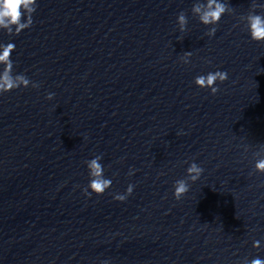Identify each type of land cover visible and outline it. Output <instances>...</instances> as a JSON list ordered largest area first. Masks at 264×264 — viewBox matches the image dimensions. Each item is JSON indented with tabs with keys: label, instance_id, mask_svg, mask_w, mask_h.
I'll list each match as a JSON object with an SVG mask.
<instances>
[{
	"label": "clouds",
	"instance_id": "9594fccd",
	"mask_svg": "<svg viewBox=\"0 0 264 264\" xmlns=\"http://www.w3.org/2000/svg\"><path fill=\"white\" fill-rule=\"evenodd\" d=\"M259 7L256 3L251 6V11L246 15V27L250 34V38L256 42H264V14H257L255 9ZM37 9V0H0V30H5L10 35H19L23 30L28 29L33 24L32 16ZM231 8L222 0H206V2H197L193 5L191 11L198 17L199 21L206 26L210 27L206 35L212 37L216 33V27L221 20L222 16L229 12ZM188 23L187 17L184 12L179 13L177 24L180 32L186 30ZM15 50L14 43L0 44V65L3 66L0 71V94L15 90L20 87L27 88L30 83L33 88H38L39 84L30 82V80L23 74H13V62L11 53ZM192 53L186 51L180 56V60L184 64L190 63ZM228 79L226 71H215L207 74H201L195 77L194 83L202 89H210L212 95L219 91L217 82L223 83ZM52 93H49L47 99L53 98ZM184 134L182 131L178 135ZM247 150V149H245ZM257 152L254 171L264 174V155ZM102 160L101 155H96L84 163L87 166L89 173V183L83 189L86 196H91L93 193L97 196L103 195L112 185V180L105 178L104 167L100 163ZM134 169H130L128 175L134 174ZM204 169L197 163L192 162L186 169V177L175 181L173 188V196L176 200H180L189 191V182L195 183L200 179ZM134 185L129 184L125 193L115 194L114 199L117 201H125L128 196L133 193ZM254 248L260 247L258 240L253 241ZM107 264V262H104ZM243 264H264V259L252 258L251 260L245 259Z\"/></svg>",
	"mask_w": 264,
	"mask_h": 264
}]
</instances>
